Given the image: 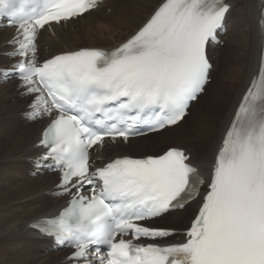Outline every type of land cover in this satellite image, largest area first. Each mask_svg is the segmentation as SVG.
I'll use <instances>...</instances> for the list:
<instances>
[{"label": "snow or ice", "instance_id": "1", "mask_svg": "<svg viewBox=\"0 0 264 264\" xmlns=\"http://www.w3.org/2000/svg\"><path fill=\"white\" fill-rule=\"evenodd\" d=\"M101 0H0V18L16 26L0 82L18 80L30 97L28 119L47 117L37 168L59 174L67 197L58 215L33 230L73 249L68 264H264V45L258 68L216 147L206 179L180 147L93 167L90 149L127 142L143 131L178 126L205 92L230 10L226 0H161L147 21L114 50L81 48L45 59L41 30L80 18ZM264 28V9H262ZM198 212L183 239L151 221ZM145 241H152L145 243Z\"/></svg>", "mask_w": 264, "mask_h": 264}, {"label": "bare ground", "instance_id": "2", "mask_svg": "<svg viewBox=\"0 0 264 264\" xmlns=\"http://www.w3.org/2000/svg\"><path fill=\"white\" fill-rule=\"evenodd\" d=\"M160 2L161 0H110L94 12L85 13L76 20L51 28V34L49 29L41 31L37 41L39 55L45 60L80 48L114 49L135 33ZM226 2L231 7L224 20L226 33L221 41L226 40L231 55L227 57L224 51L221 66L232 64L235 68L222 75L216 97L208 103L206 109L202 108L199 115L197 111L194 113L195 117L192 118L195 123L190 124L191 129L180 130L179 127L185 126L189 120L190 110L211 88L207 84L205 92L191 103L187 117L178 126L127 142L107 143L94 155L100 161L99 165L115 157L141 158L160 154H149V151L162 153L170 147H180L190 155L192 163L201 174L209 176L222 133L258 68L264 40L259 21L264 1ZM121 9L126 14L124 12V16L118 17ZM107 10H110L109 14L106 13ZM235 10L238 15L231 17ZM93 21L98 22L94 24ZM13 35L11 29L0 30V68L7 67L12 62L5 53L11 51L7 45ZM221 50L219 46L208 47V57L212 63L210 78L213 70L215 71L213 63L220 65ZM30 99L20 94L16 81L0 83V264H67L65 257L68 252L54 250L49 239L40 237L30 228L37 218L53 216L65 205L64 198L56 196L54 186L58 182L57 175L47 172L34 174L33 160L42 152L37 149L36 143L45 121L26 120L23 113ZM212 105H215V109H210ZM158 136L161 137L159 141ZM196 207L197 203L193 202L186 211L164 216L160 220L161 224L167 217L168 223L160 226L184 231Z\"/></svg>", "mask_w": 264, "mask_h": 264}, {"label": "rangeland", "instance_id": "3", "mask_svg": "<svg viewBox=\"0 0 264 264\" xmlns=\"http://www.w3.org/2000/svg\"><path fill=\"white\" fill-rule=\"evenodd\" d=\"M124 12H125V10L124 9H121V11H120V15L118 16V17H122V16H124ZM106 13L107 14H109L110 13V10H107L106 11ZM125 14H126V12H125ZM234 14H237L238 15V12H237V10H235V12H233V14H231V17H233V15ZM118 17H115V18H118ZM114 19V18H113ZM112 20V19H111ZM110 20V21H111ZM94 22V21H93ZM98 22V21H97ZM97 22H94V24H96ZM102 23V22H101ZM72 29H73V27H72ZM229 29V28H228ZM232 29H233V27H232ZM232 29H231V31H232ZM230 30V29H229ZM53 32V31H52ZM50 34H51V31H50ZM229 33L227 32V35H228ZM67 47V45L65 44L64 45V48H66ZM219 47L220 48H222V50H221V52H220V54H221V59H220V65H216V62L215 63H213V66H214V68H215V71L213 70V76L211 77V82L208 84L209 86L211 85V88L210 89H208L207 91H206V94L201 98V100H199V103L198 104H196V105H194L193 106V108L190 110V117H189V120L186 122V124H185V126L184 125H181L179 128H180V130L181 131H185V130H187V129H191V125L192 124H194L195 123V119H193L192 117H195V116H193L194 115V113L197 111V114L199 115L200 113H201V110H202V108L203 109H206L207 108V106H208V103H210V101L213 99V98H215L216 97V93L218 92V90H219V85L221 84V82H222V75H225V72L227 73V71L229 72V71H231L232 69H234L235 68V66L234 65H232V64H228V65H226L225 67L224 66H221V63H222V54L224 53V51H226V56L227 57H229L230 55H231V52L230 51H228V48H227V44H226V40L224 39V42L222 43V45H219ZM220 56V55H219ZM213 59H214V57H213ZM218 68V70L216 71V69ZM220 71V72H219ZM219 72V74L217 75V73ZM217 75V76H216ZM213 104V103H212ZM214 106V107H213ZM206 107V108H205ZM210 109H215V105H212V108H210ZM197 115V116H198ZM191 124V125H190ZM161 136V135H160ZM160 136H158L157 137V141H159V140H161V137ZM172 145H173V143H171ZM148 147H150V146H148ZM158 153H161V151H159V152H154V153H151V151H149V154H158ZM167 220H168V217L166 218V219H164L163 221H162V224H161V222L159 221V223H157L158 224V226H160V224L161 225H163V224H166V223H168L167 222ZM66 253H67V251H66ZM65 253V254H66Z\"/></svg>", "mask_w": 264, "mask_h": 264}]
</instances>
